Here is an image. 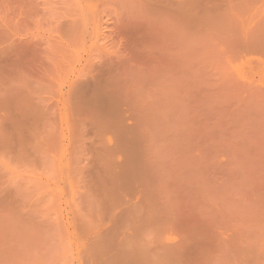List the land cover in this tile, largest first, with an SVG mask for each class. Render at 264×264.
Wrapping results in <instances>:
<instances>
[{"label":"rangeland","instance_id":"rangeland-1","mask_svg":"<svg viewBox=\"0 0 264 264\" xmlns=\"http://www.w3.org/2000/svg\"><path fill=\"white\" fill-rule=\"evenodd\" d=\"M0 264H264V0H0Z\"/></svg>","mask_w":264,"mask_h":264}]
</instances>
